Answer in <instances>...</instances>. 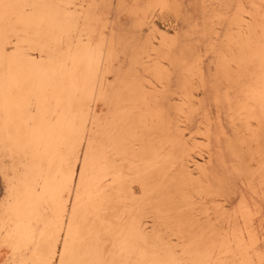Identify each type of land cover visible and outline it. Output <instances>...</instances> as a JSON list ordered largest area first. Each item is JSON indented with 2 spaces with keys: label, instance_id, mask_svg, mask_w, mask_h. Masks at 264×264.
I'll list each match as a JSON object with an SVG mask.
<instances>
[{
  "label": "bare ground",
  "instance_id": "obj_1",
  "mask_svg": "<svg viewBox=\"0 0 264 264\" xmlns=\"http://www.w3.org/2000/svg\"><path fill=\"white\" fill-rule=\"evenodd\" d=\"M0 185V264H264V0H0Z\"/></svg>",
  "mask_w": 264,
  "mask_h": 264
},
{
  "label": "rangeland",
  "instance_id": "obj_2",
  "mask_svg": "<svg viewBox=\"0 0 264 264\" xmlns=\"http://www.w3.org/2000/svg\"><path fill=\"white\" fill-rule=\"evenodd\" d=\"M187 7V8H186ZM184 9L188 12H185L184 11V13L183 14H185L188 18V20L186 21L187 23H191V20H190V18L192 17V15H194V12H193V10H192V12H191V8L189 7V6H187V5H185L184 6ZM188 9V10H187ZM190 12V13H189ZM192 13V14H191ZM172 19V20H171ZM165 20V21H164ZM170 20V21H169ZM161 21V22H160ZM172 21H173V18H172V16H170V15H166V16H164L162 19L161 18H159V19H157V24H159L158 25V27L160 28V29H164V28H171L172 27ZM170 26V27H169ZM200 46H202V47H200ZM198 47H200V48H198ZM198 47H196V46H192L191 45V48H192V51H193V53L196 55V54H198V55H200L201 57H203L202 58V60H203V66L205 67V71L207 72V66L210 64V62H211V55L206 51V48H205V46H203V45H199ZM197 48H198V50H197ZM201 48L203 49V50H201ZM201 51V52H200ZM202 51H204V52H202ZM207 52V53H206ZM206 53V54H205ZM203 54V55H202ZM210 55V56H209ZM208 57V58H207ZM206 58L208 59V60H206ZM207 61V62H206ZM204 62H205V64L206 63H208V64H204ZM195 89H196V87H195ZM193 142H191V143H189V148H188V150L187 149H185V150H187L186 151V153H188V155L189 156H195V153L196 152H194L193 151V153H192V151H191V155H190V150L192 149V147H193V144H192ZM191 148V149H190ZM190 149V150H189ZM0 189H1V185H0ZM0 199H1V191H0Z\"/></svg>",
  "mask_w": 264,
  "mask_h": 264
}]
</instances>
